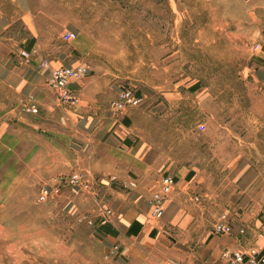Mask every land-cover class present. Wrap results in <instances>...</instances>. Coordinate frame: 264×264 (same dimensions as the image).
Segmentation results:
<instances>
[{"label": "rangeland", "instance_id": "374dc122", "mask_svg": "<svg viewBox=\"0 0 264 264\" xmlns=\"http://www.w3.org/2000/svg\"><path fill=\"white\" fill-rule=\"evenodd\" d=\"M64 30L77 37L63 43ZM78 64L89 67L90 88L74 105L23 82L37 75L46 86L54 68ZM122 87L141 100L114 111ZM86 102L112 122L101 141L121 138L111 159L91 152L96 143H74L75 126L42 107ZM238 156L264 171V0H0V264H143L142 253L123 251L126 222L153 227L151 242L201 230L199 206L232 192L227 166ZM74 172L80 182L37 202L51 178ZM166 175L198 220L191 227L165 221L176 214L174 189L163 216L151 214Z\"/></svg>", "mask_w": 264, "mask_h": 264}, {"label": "crops", "instance_id": "0c3cea01", "mask_svg": "<svg viewBox=\"0 0 264 264\" xmlns=\"http://www.w3.org/2000/svg\"><path fill=\"white\" fill-rule=\"evenodd\" d=\"M202 11L204 12V10ZM206 11L211 13V10ZM187 14H189L187 10H182L179 13V23L186 24V17L184 16ZM177 41L181 43L182 39H177ZM175 53L176 51L172 53L169 51L168 57L174 56ZM81 81L74 84L73 87L77 88L84 99V95L90 88V81ZM23 82H28L27 89L33 91L43 93L48 89L46 90L47 94L53 92L49 87L46 88L47 85L42 84L37 75H28ZM42 107L54 114L57 123L67 127L70 122L75 126L74 134L70 137L74 143L98 144L92 150L90 147L89 151L95 152L96 149H100L97 151L100 155L99 158L111 159L114 153L122 151L119 145H115L116 141L121 139L120 136L109 134L101 141V134H97L103 128L109 130L112 127V122L111 120L102 122L96 117V111L100 108L96 102H86L81 107L73 109L57 103H42ZM83 110L89 113L91 111L92 114L85 116V114H81ZM221 117L220 112L219 118L221 119ZM214 122L216 128L223 127V120L218 121L216 119ZM85 124L88 125L85 126ZM119 126V124L116 125L117 128ZM207 126L209 125L207 124ZM81 129H87V132L83 133ZM80 148L81 146H79ZM227 175L230 176L229 183L232 191L227 198L220 200V198L215 197L211 201L202 202L199 206L201 230L193 231L185 228L184 232H177L174 237L159 236L160 239L151 242L152 238L149 233L153 227H149L145 221L139 218H134L126 222L123 251L134 255L142 253L143 264H163L165 261L170 262V264H233L231 256L233 252H247L251 248L259 251L264 250V171L260 170L249 157L239 158L238 156L235 162L227 166ZM174 190H177L174 194V200L168 206L172 209L175 208L176 214L170 215L165 221L171 225L175 224L174 227H176V224L184 219L183 222L191 227L198 220L194 219V212L191 210L183 211L179 201L175 199L180 195V191H183L180 186ZM165 205H167V201ZM221 214L227 216L230 222V230L217 233L213 231L212 227ZM134 221H138L141 227L136 234L127 235L126 231ZM156 244L158 245L156 246Z\"/></svg>", "mask_w": 264, "mask_h": 264}, {"label": "built area", "instance_id": "2783aa9c", "mask_svg": "<svg viewBox=\"0 0 264 264\" xmlns=\"http://www.w3.org/2000/svg\"><path fill=\"white\" fill-rule=\"evenodd\" d=\"M77 37L76 33L69 30H64L60 39L63 43H68ZM19 56L25 61L30 62L32 52L27 49H21ZM41 66L47 65V61L43 60ZM89 67L87 65H78L75 67L58 66L51 72L47 79V85L54 92L56 98L65 104L74 105L78 101L79 92L74 84L81 81L89 74ZM141 98L137 92L131 87H122L117 93L114 100H112L110 107L114 111H122L126 108L135 107L139 104ZM29 111L36 113L37 107L31 104L27 108ZM81 175L77 172L71 173L67 176H54L47 184H44L38 192L37 202L44 203L53 199L65 185H74L80 182ZM174 180L172 176L166 175L162 179V183L158 191L152 196L151 214L155 218H161L165 211V200L174 189ZM214 232H228L230 230V222L225 214H221L213 226ZM233 264H264V250L259 251L254 248L247 252H233L231 253ZM166 264H170L167 262Z\"/></svg>", "mask_w": 264, "mask_h": 264}, {"label": "trees", "instance_id": "16d2710c", "mask_svg": "<svg viewBox=\"0 0 264 264\" xmlns=\"http://www.w3.org/2000/svg\"><path fill=\"white\" fill-rule=\"evenodd\" d=\"M140 227H141V224L138 221H134L130 225V227L127 229L126 234L127 235L136 234L139 231ZM102 231L104 233H109V234H113V235L117 234L115 230H112V228L109 224L102 226Z\"/></svg>", "mask_w": 264, "mask_h": 264}]
</instances>
